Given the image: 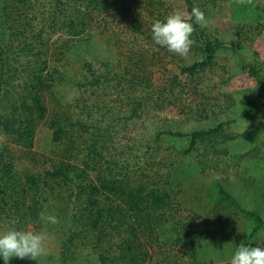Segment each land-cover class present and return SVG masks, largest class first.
<instances>
[{
    "label": "rangeland",
    "instance_id": "374dc122",
    "mask_svg": "<svg viewBox=\"0 0 264 264\" xmlns=\"http://www.w3.org/2000/svg\"><path fill=\"white\" fill-rule=\"evenodd\" d=\"M56 1L27 0L26 7L16 4L18 9L14 11L10 0H3L10 14L8 19L0 15V30L14 20L19 27L28 23L31 30H36L32 33L28 29L25 39L0 37V44H11L16 50L32 43L33 35L42 28L43 44L36 43V47L34 42V52L41 50L49 65L58 69L62 66L69 78L53 87L47 97L48 113L35 130L33 148L9 147L18 175L31 170L27 159L31 153L42 161L59 160L64 155L66 144H54L49 126L51 111L63 109L75 118L96 120L111 129L99 140V146H104L99 152L102 164L112 159L130 163L127 182L131 185L149 181L151 188L157 184L167 190L179 187L178 202L175 198L172 201L175 209L181 210L184 222L194 220V225H200L211 210V215L219 217L222 206L231 208L229 226L224 220L213 221L207 238L199 243L195 260L181 247L168 244L171 225H166L160 229L159 239L167 245L154 244L146 264H229L236 246H257V241L264 239V227L250 237L252 220L245 212L256 211L264 217V114L253 108L241 110L244 103L240 95L232 93L258 88L264 91V0H192L208 21L204 26L197 25L211 40L217 37L226 49L218 53L212 65L192 76L182 69L204 59L200 47L205 35L201 31V39L192 34L194 46L187 57L170 54L155 46L151 38V26L157 19L179 12L186 22L190 21L184 0H107L110 10L98 8L79 34H73L69 22L77 23L82 16L72 5L56 7ZM78 10L84 11L83 7ZM245 34L249 35L246 41ZM238 40L245 46L244 55L249 56V61L244 57L239 66L230 44ZM86 63L107 78L98 88L85 89L77 84L91 72ZM246 64L252 73L244 68ZM19 83V79L13 81L17 87ZM260 101L258 106L262 105L264 111V97ZM219 123L223 124L221 135L193 150L188 137L177 136ZM1 143H8V139L0 135ZM81 158H70L69 163L81 168ZM85 173L83 184L97 180L98 170L93 167ZM221 188L228 195L226 199ZM76 194L75 187H64L58 199L52 198L54 206L47 205L39 223L27 220L26 226L16 225L22 230L46 232L49 239L37 260L13 258L9 264H101V255L106 259L119 256L120 249L115 246L96 249L77 240L71 259H65L69 250L64 213L74 207ZM47 216H55L57 222L42 219ZM7 227L8 220L1 214L0 231ZM0 264H4L2 258Z\"/></svg>",
    "mask_w": 264,
    "mask_h": 264
},
{
    "label": "trees",
    "instance_id": "16d2710c",
    "mask_svg": "<svg viewBox=\"0 0 264 264\" xmlns=\"http://www.w3.org/2000/svg\"><path fill=\"white\" fill-rule=\"evenodd\" d=\"M26 1L10 0V5L13 6L14 11H17L16 4L26 7ZM184 1L190 16L196 7L192 0ZM107 4V0L56 1V7L72 5L80 17L82 16L77 23L74 20L69 22L73 34L85 31L89 18L98 8L109 11ZM7 5L3 0L0 1L2 19L9 18L10 13L6 12ZM82 7L84 11L81 13L78 9ZM2 19L0 18L1 22H3ZM18 25L17 20L8 27L3 25L0 37L5 39L6 36L13 35L25 39L28 29L32 33L36 30L33 28L31 30L28 23L22 24L21 27ZM198 30L205 35L204 43L200 47L204 59L182 69L190 76L208 68L218 53L226 50L217 37L211 40L204 29L194 24L193 35L196 38L201 39ZM240 32L244 34L243 30ZM248 39L249 35L245 34L244 41ZM33 40L32 43H26L16 50L11 44H0V135L8 139L10 143L0 144V215L3 214L8 221L18 218L17 225L20 227L26 226L27 220L38 222L47 205L54 206L52 198L58 199L64 187L73 186L77 190L74 207L64 213L66 244L69 250V255L65 259H71V251L77 246L76 241L79 240L81 244H89L96 249L105 245H110L109 249L112 246L120 249V254L116 258L106 259L101 255L99 261L101 264H146L151 257L154 244L167 245L159 239L161 236L159 231L166 225H171V239L169 238L168 244L181 247L195 260L197 249L200 248L199 243L207 238L213 221L224 220L226 226H229L232 220L229 217L233 216L231 208L222 206L223 210L218 212L219 217L211 215L214 211L211 210L207 220L200 225L196 223L194 225V220L184 222L181 220L183 217L180 214L181 210L175 209L176 204L172 201L175 198L178 202L177 197L181 194L179 187L177 190L173 189L174 191L167 190L164 185L160 187L159 184L151 188L149 181L139 182L134 186L127 182L129 177L127 170L131 169L130 163L126 161L120 163L118 159H112L102 164L104 159H101L99 152L104 146H99V140L106 138L111 129L101 126L96 120L75 118L72 112L70 114L63 109L51 111L52 120L49 126L52 131V141L58 146L61 143L66 144L64 155H61L59 160L55 158V160L42 161L37 159V154L34 158L31 153V156L27 158L31 162V170L18 175L15 170V156L9 147L15 144L29 151L33 148L35 130L48 113L47 97L52 95L53 87L69 80L62 66L58 69L55 65H49L46 56H42L41 50L34 52L38 46L36 43L43 44L42 28L33 35ZM230 44L232 54L235 58L237 57V65L243 61L244 57L249 61V56L244 55L245 46L241 40ZM23 58L24 60L21 61ZM11 62H15V65H11ZM85 66H88L91 72L87 77L77 80L80 88H98L107 80L104 75L96 73L92 64L86 63ZM244 68L249 69L248 64ZM248 72L253 71L249 69ZM16 79L20 80L18 87L13 84ZM259 84L262 88L261 81ZM232 94L240 95L244 103L241 110L247 111L248 108H253L264 114L262 105L261 108L258 106L261 96L264 97V91L261 89L236 91ZM222 130L223 124L219 123L216 127H207L190 134L177 133V136L188 137L190 148L193 150L200 143L204 144L218 138ZM79 155L82 156L81 168L69 163L70 158L77 160ZM134 161H136L135 158ZM45 166L47 169H44ZM92 167L98 170L97 180L85 185L83 184L85 171ZM138 173L142 176L143 170ZM220 192L225 199L228 197L222 188ZM213 208L216 209V207ZM187 209L183 208L184 211ZM245 214L252 220L250 237H253L260 228L264 227V217L256 211H246ZM187 217L189 216L184 218ZM196 225L198 233L194 231ZM114 234H116L115 238ZM115 239H117L116 242H114Z\"/></svg>",
    "mask_w": 264,
    "mask_h": 264
},
{
    "label": "clouds",
    "instance_id": "9594fccd",
    "mask_svg": "<svg viewBox=\"0 0 264 264\" xmlns=\"http://www.w3.org/2000/svg\"><path fill=\"white\" fill-rule=\"evenodd\" d=\"M186 22L179 12L169 14L163 20L157 19L151 26V38L155 46L165 49L172 55L187 57L194 41L191 39L194 24L204 26L208 23L199 9H193ZM46 222L56 223L55 216L42 217ZM18 218L8 221L6 231H0V258L9 264L13 258L37 260L44 252L49 239L46 232L22 230L16 227ZM264 239L257 241V246L241 243L231 255L229 264H264Z\"/></svg>",
    "mask_w": 264,
    "mask_h": 264
}]
</instances>
